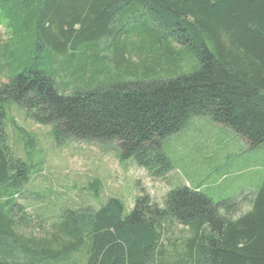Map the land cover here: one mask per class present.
I'll list each match as a JSON object with an SVG mask.
<instances>
[{"label":"trees","instance_id":"obj_1","mask_svg":"<svg viewBox=\"0 0 264 264\" xmlns=\"http://www.w3.org/2000/svg\"><path fill=\"white\" fill-rule=\"evenodd\" d=\"M0 4L23 33L35 29L58 52L110 36L113 60L132 76L85 80L68 94L41 71L0 83V264H264V182L236 217L239 211L228 209L235 200L214 203L181 185L165 194L163 205L141 194L125 214L122 202L110 197L97 210L67 209L43 226L21 203L30 170L8 143L4 110L11 100L35 122L51 125L55 136L117 143L121 158L134 157L152 178L173 168L162 139L197 116L255 148L264 143V0ZM126 9L138 16L134 30L123 34L115 15ZM176 58L178 65L186 58L194 64L175 71ZM176 223L188 236L169 235Z\"/></svg>","mask_w":264,"mask_h":264},{"label":"rangeland","instance_id":"obj_2","mask_svg":"<svg viewBox=\"0 0 264 264\" xmlns=\"http://www.w3.org/2000/svg\"><path fill=\"white\" fill-rule=\"evenodd\" d=\"M137 16L133 9L115 15L123 23V34L134 30ZM110 39L107 36L88 46L80 43L75 52H58L42 44L35 29L23 33L0 4V83L20 72L41 71L55 79L61 94H68L85 80L106 83L132 77L117 67L113 47L106 45ZM135 57L126 53V58ZM177 61L173 60L175 71L182 66L181 71L190 70L194 64L193 58H186L182 65ZM4 110L8 143L30 170L21 203L32 217L42 219L43 226L67 209L97 210L110 197L122 202L125 214L141 194L163 205L165 194L181 185L198 189L214 203L235 200L236 205L228 209L238 210L231 212L236 217L250 207L264 182V143L249 148L233 130L207 116L190 119L183 129L162 139L173 168L162 178H152L134 157L121 158L117 143L55 136L51 125L35 122L11 100ZM169 235L180 239L188 231L176 223Z\"/></svg>","mask_w":264,"mask_h":264},{"label":"crops","instance_id":"obj_3","mask_svg":"<svg viewBox=\"0 0 264 264\" xmlns=\"http://www.w3.org/2000/svg\"><path fill=\"white\" fill-rule=\"evenodd\" d=\"M249 208H250V207H249ZM249 208H248V209H249ZM248 209H247V210H248Z\"/></svg>","mask_w":264,"mask_h":264}]
</instances>
